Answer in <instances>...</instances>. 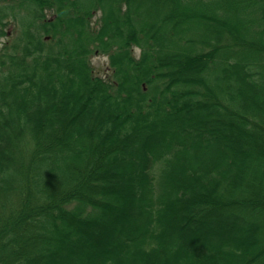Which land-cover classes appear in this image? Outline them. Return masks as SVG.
I'll return each mask as SVG.
<instances>
[{"label":"trees","instance_id":"obj_1","mask_svg":"<svg viewBox=\"0 0 264 264\" xmlns=\"http://www.w3.org/2000/svg\"><path fill=\"white\" fill-rule=\"evenodd\" d=\"M0 264H264V0H0Z\"/></svg>","mask_w":264,"mask_h":264},{"label":"rangeland","instance_id":"obj_2","mask_svg":"<svg viewBox=\"0 0 264 264\" xmlns=\"http://www.w3.org/2000/svg\"><path fill=\"white\" fill-rule=\"evenodd\" d=\"M106 58L105 57H93L92 63L94 64L97 69H102V66L105 65Z\"/></svg>","mask_w":264,"mask_h":264}]
</instances>
